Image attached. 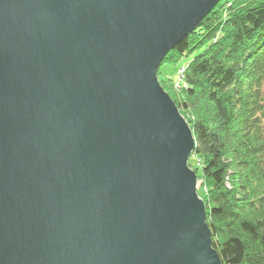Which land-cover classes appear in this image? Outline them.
<instances>
[{
	"label": "water",
	"instance_id": "water-1",
	"mask_svg": "<svg viewBox=\"0 0 264 264\" xmlns=\"http://www.w3.org/2000/svg\"><path fill=\"white\" fill-rule=\"evenodd\" d=\"M221 0H0V264H222L158 69Z\"/></svg>",
	"mask_w": 264,
	"mask_h": 264
},
{
	"label": "trees",
	"instance_id": "trees-1",
	"mask_svg": "<svg viewBox=\"0 0 264 264\" xmlns=\"http://www.w3.org/2000/svg\"><path fill=\"white\" fill-rule=\"evenodd\" d=\"M192 53L173 101L196 141L212 246L222 264H264V0H221L164 61Z\"/></svg>",
	"mask_w": 264,
	"mask_h": 264
},
{
	"label": "rangeland",
	"instance_id": "rangeland-1",
	"mask_svg": "<svg viewBox=\"0 0 264 264\" xmlns=\"http://www.w3.org/2000/svg\"><path fill=\"white\" fill-rule=\"evenodd\" d=\"M217 5L214 8H216ZM202 20L199 22V24L202 22ZM193 56H194L193 53L192 54H189L187 56H183L176 63H169V62H165L164 61L163 64L159 67V73H158L159 82H160L161 86L164 88V90L170 95V97L172 98V100H174V99L175 100H178V99L182 98V96H181L182 95L181 89L187 87L186 82H184V73H185V70H186L187 65H188L187 63L193 58ZM181 114L187 120V115L185 113H182V112H181ZM191 131H192V129H191ZM195 144H196V141H195ZM190 156H191V154H190ZM194 163L199 168V167H201L202 161H200L199 158H198V159H196V162H194ZM188 166L194 172H196V174H197V194L202 199V197H201V191H202L203 185H202V180L199 179V176H198V175L201 174V170H200L201 168H199V169L196 170V168L194 166H192V165L189 164V160H188Z\"/></svg>",
	"mask_w": 264,
	"mask_h": 264
},
{
	"label": "bare ground",
	"instance_id": "bare-ground-1",
	"mask_svg": "<svg viewBox=\"0 0 264 264\" xmlns=\"http://www.w3.org/2000/svg\"><path fill=\"white\" fill-rule=\"evenodd\" d=\"M167 55H168V54H167ZM164 60H165V59H164ZM163 62H164V61H163ZM162 64H163V63H162ZM162 64H161V65H162ZM161 65H160V66H161ZM160 66H159V67H160ZM158 70H159V69H158ZM157 73H158V72H157ZM182 80H183V79H182ZM177 108H178V107H177ZM178 110H179V108H178ZM179 112H180V110H179ZM180 113H181V112H180ZM184 118H185V117H184ZM186 121H187V120H186ZM187 122H188V121H187ZM188 124H189V123H188ZM189 126H190V125H189ZM194 147H195V146H194ZM188 160H189V159H188ZM205 212H206V210H205ZM211 239H212V237H211Z\"/></svg>",
	"mask_w": 264,
	"mask_h": 264
}]
</instances>
